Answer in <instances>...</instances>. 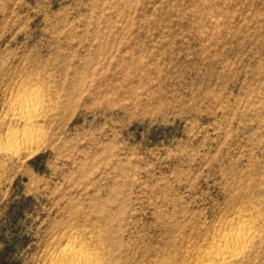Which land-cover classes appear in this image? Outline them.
<instances>
[{
	"label": "rangeland",
	"instance_id": "374dc122",
	"mask_svg": "<svg viewBox=\"0 0 264 264\" xmlns=\"http://www.w3.org/2000/svg\"><path fill=\"white\" fill-rule=\"evenodd\" d=\"M239 230L264 264V0H0V264H219Z\"/></svg>",
	"mask_w": 264,
	"mask_h": 264
},
{
	"label": "bare ground",
	"instance_id": "6f19581e",
	"mask_svg": "<svg viewBox=\"0 0 264 264\" xmlns=\"http://www.w3.org/2000/svg\"><path fill=\"white\" fill-rule=\"evenodd\" d=\"M41 106L36 93H31L29 96L25 97L21 96L16 100L13 104V110L16 112L17 118L19 117L21 120L25 121L28 127L22 132H9L7 139L1 144L2 150L9 153L17 152L29 150L36 145L37 133L34 135V132L31 130L32 125L30 122L35 117L39 116ZM250 238L251 234L246 231L239 230L235 233H231L217 241L215 248L210 251L209 256L221 258L222 262L220 261L219 264H225L241 253L245 244L249 242H247V240ZM96 257H94V255H88L83 250L64 247L54 256L50 264H97Z\"/></svg>",
	"mask_w": 264,
	"mask_h": 264
}]
</instances>
